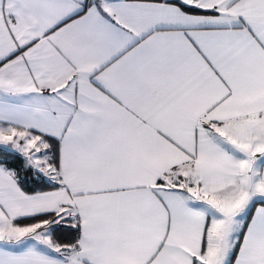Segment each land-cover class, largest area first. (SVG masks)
Instances as JSON below:
<instances>
[{
    "label": "snow or ice",
    "instance_id": "snow-or-ice-1",
    "mask_svg": "<svg viewBox=\"0 0 264 264\" xmlns=\"http://www.w3.org/2000/svg\"><path fill=\"white\" fill-rule=\"evenodd\" d=\"M0 264H264V0H0Z\"/></svg>",
    "mask_w": 264,
    "mask_h": 264
}]
</instances>
